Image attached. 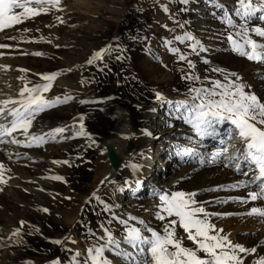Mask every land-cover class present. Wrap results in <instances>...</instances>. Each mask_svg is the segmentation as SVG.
I'll return each mask as SVG.
<instances>
[{
  "label": "bare ground",
  "instance_id": "6f19581e",
  "mask_svg": "<svg viewBox=\"0 0 264 264\" xmlns=\"http://www.w3.org/2000/svg\"><path fill=\"white\" fill-rule=\"evenodd\" d=\"M222 2L226 4L229 9H232L235 4V0H222ZM100 7L101 6L97 5L92 7V9L99 10ZM169 7L172 8V5ZM183 7V5L182 7L179 6V11L183 12V14H181L183 18L181 23H185V29L182 30L178 28L175 32L170 29L163 32L154 29L142 35L137 41L134 49L129 55V59H127V61L131 62L134 67V74L144 80L152 77L159 80H157V82L153 85H145V87H149V90L151 89V91L148 90L151 93L148 102L142 106L140 118L135 117L136 112L132 108L128 107V104L124 102H118L114 107L113 105L111 106L114 108L115 126L114 128H111L108 134H105L103 138V140L106 141H114L118 148L122 149L123 153L130 157L126 166H124L119 174L120 178L118 176L119 180L114 186L115 189L110 187L112 189L110 200H117L120 195L125 194V198L128 197V199L136 202L134 205L136 206L135 210L145 209L146 207L155 208L154 205L151 206V198L154 196L153 193L155 190L156 194L161 193V191L155 188L156 184H154V181L159 179L161 176L160 174L165 171V167L161 166L160 163L166 162V159L164 158H168L167 156L173 153H168L169 150L164 149V139H166V137L164 138V135L170 133H172V135H177L176 133H178L180 137L177 139L176 143L173 144L175 147H177V145L195 147L194 144H192V141L188 139L189 136H194L190 126L185 124L183 121L170 117L169 110L167 112L163 111V113L159 115V113L162 112V109L165 108L161 107L165 105L167 101H175V98H179L181 95L186 97L188 88L200 87L201 82H203V86H209L208 82L205 80V76L209 73V68L211 69L215 67L222 68L228 73H235L245 84L250 86L246 90L255 93L258 98H260L261 102H264V65L248 61L246 58L241 57L232 51L229 42L224 39V34L228 30L227 27L225 26L223 30L224 24L221 23L220 18L216 17L217 15L211 14V12L219 10L213 8L210 0H192V3L187 6L188 9H192V14H189L190 10L186 12L181 11ZM177 8L178 6L173 9L177 10ZM115 16L117 21L115 20L109 22L106 28L99 32V23L97 21V23L92 21V25L82 28L78 27L76 30L68 29L73 27L75 24L77 25L78 22H80L79 20H82V18L76 15H70L65 20V24H60L59 31L52 30L49 31V33L46 32L48 43L51 45L45 49L41 48L40 52L43 53L42 56H38V58H35L33 61L22 55V57L19 58L20 63L7 64L8 70L16 72L21 76H25L27 80L31 81V84L41 82L39 76L36 74H48L59 71L61 72V75L55 81L52 90L46 95L48 98L64 95H71L74 97V99L69 103L58 106L57 108L41 114V116L38 117L37 128L34 130H38V128H44L47 130L56 126L64 125H76L78 128V122L80 121L81 116H83L82 122L86 132H89L91 125L96 123L95 121L97 117H99L97 115L98 113L96 114V112L89 107V104L93 101H97L99 98V86L105 70L103 72L100 71V68H102L103 65H88L86 62L96 51L109 46L111 32L117 26L120 18L119 14H116ZM174 16L175 14H172V17ZM236 19L238 22L242 23V21H239V18ZM262 26H264V23H255V21L251 22V27ZM185 30L190 31L197 38V40L202 42V44L209 49V51L207 53H201L199 56L192 57V60L196 64L195 73L201 78V81H197L196 84H193L191 81H186L180 91H177L175 89V81L177 77L180 79L183 77L184 73L181 69L184 68L185 65L183 63H177V57L171 52L164 60L161 61L159 56V47L167 44V41L169 39H173L175 35L183 34V31ZM232 31H235V29ZM252 35L253 38L258 40L264 39L255 37L254 33ZM10 42L14 43L15 40L10 37L3 36L2 33H0L1 44H10ZM174 46L179 47L177 42L174 43ZM117 47L118 50L114 51L118 55L125 52L123 47H120L119 45H117ZM181 49L182 51H188V49L184 48L183 45H181ZM28 51L29 49L27 48L16 50L17 53H25V55L29 54ZM205 59H207L209 63H204L203 61ZM158 61H161L159 63L160 65L157 64ZM20 69H25L27 71L21 72L19 71ZM253 71L258 74L255 75ZM174 74H176L177 77L174 76L173 79L172 76ZM216 79L222 80L223 77L217 73ZM26 82L27 81H22L18 85L20 90ZM31 84L29 86H31ZM110 85L112 84L110 83ZM156 92L163 95L165 98L164 101L156 99ZM4 96H6V94ZM17 96L18 93L12 94L9 98H17ZM81 100H87L90 102L82 104L80 103ZM153 109L155 111H153ZM135 118H138V120L136 119V121ZM109 122V126L111 127V120ZM160 123H162L161 125L164 127L168 125H171V127L168 129L165 128L164 130L163 127L159 128ZM153 124L156 126H152ZM175 124H178L177 132H174L176 129L173 130L172 128ZM109 126L105 128V131H108L110 128ZM129 126L133 129V131H135V133L131 137L122 136L120 133L127 132L126 128ZM229 127V125L222 126L220 129L221 133L225 134L226 129ZM158 128L159 130L157 133H154V131ZM164 131L168 132L165 133ZM152 132L154 133L153 136ZM146 133H151V135H147ZM70 134L71 133H69V135ZM72 140L73 139L64 140L62 142H52L42 148L32 149H25L12 144H0V162H3L6 167L10 169L8 175L11 176L7 185H0V188L3 189L0 191V237H8L17 227L20 226V221L27 222L23 229V244L15 245L11 242L0 243V262H5V260H7L6 264H24L23 261L26 257L38 254L39 247L37 246L39 238L44 230V222L46 219L50 218L52 208L55 207L54 205H67L75 199V196L63 194L66 187L71 186V180L73 178V170L71 166L52 163L54 160L69 161L71 152L70 142ZM203 143L204 145L212 144L213 148L221 144L219 142V138L216 140L207 139ZM154 146L157 147V149L159 148L157 150V155L153 154L154 152L152 149ZM218 150H216V152ZM17 153L20 155H17ZM165 154L166 157L163 158L162 156ZM202 154V158L200 156L198 158H194L195 156L185 158L178 157L175 160H172V163L171 160H169L168 163L170 164L166 167V170L168 169V171H171V169L179 163H184V169L179 176L185 182L179 185L168 186L164 192H197L198 195L196 199L198 201L211 202L217 201V191H210V189H214L218 186L229 185L241 179H245L237 174L233 169L223 167L220 160L214 158L213 155L209 154L207 151H204V153L202 151ZM208 155L210 157L212 156L213 161L217 164V166L205 171L204 173L198 174L197 169H199L200 164L204 160L203 157ZM132 164L139 165L138 172L133 171L131 167ZM219 169L222 174L217 171ZM109 173V165L106 163V166L102 169L101 174L99 173V183L101 186H104L106 183L111 184V182L114 181L111 179V174ZM52 175H60L64 177V180L67 182L54 181L46 178ZM137 179L141 181L139 185L136 184ZM101 181H105L104 185ZM126 181L127 183H125ZM147 181L148 183H146ZM121 188L123 189L122 191L119 190ZM149 189H152L151 194ZM236 191L233 192L236 197L246 195L245 192L239 193ZM227 192L228 191L225 193ZM139 193H147L149 196L144 195L143 197H140L141 194L138 195ZM135 196H137V198ZM65 197H71V200L64 199ZM228 197H231V194H228ZM75 200H77V198ZM103 201L108 203L106 200ZM215 204L216 203H204V206L208 209V211L215 213H228V211L231 210L223 208L222 211H219L217 207H214ZM114 205L115 204H113V206ZM255 205L264 206V202H255ZM252 206L253 204H249L241 207L242 210L239 214L244 213ZM45 207L50 210L49 213H44L41 210ZM113 211L121 218L127 219L128 217H131L127 212V209L119 206H114ZM155 213L156 211L154 210L152 215H155ZM67 214L68 216L66 219L72 218V220H74L76 210L69 209L67 210ZM108 218L105 217V220L102 218L101 222L106 221ZM211 219L218 228H222L224 233L229 234L230 239H232L234 243H240L238 232L242 230L248 231L252 227L254 228L255 223L260 220V218L247 217L243 215L231 218H229V216H220L212 217ZM151 221V223L156 222V225L161 224V222L155 218H152ZM100 223H92L94 225L92 231L96 232L97 237L103 234L99 229ZM129 223L135 224L134 221H129ZM34 227L39 228V232L34 233ZM110 227L117 239H121L123 237V225L113 221ZM182 232L183 230L181 232L177 231V234L182 235ZM80 237L82 236L80 235ZM98 241L103 242L101 240ZM32 243L35 248L32 247ZM74 245L77 251L81 250L82 252H86V250L92 246L82 248L79 243ZM255 245H257V248L259 249V254L264 255V237H259L257 241H255ZM57 246L53 247V253H56V249L58 248ZM59 252L61 253V250H59ZM108 256L111 259L112 264H124V261L120 257L112 253H109ZM258 258V255L248 257L246 259V264H249L250 261H254Z\"/></svg>",
  "mask_w": 264,
  "mask_h": 264
},
{
  "label": "snow or ice",
  "instance_id": "6c2138e0",
  "mask_svg": "<svg viewBox=\"0 0 264 264\" xmlns=\"http://www.w3.org/2000/svg\"><path fill=\"white\" fill-rule=\"evenodd\" d=\"M184 7L181 11H188V5L192 0H179ZM213 8L219 10L214 15L219 16L221 23L226 25L227 31L224 39L229 42L232 51L248 61L264 65V26L251 27V22L264 21V0H235L232 9H229L222 0H210ZM62 0H0V33L15 28L27 21H34L42 15H50L55 12H63ZM169 11L167 7L164 9ZM236 18H239L238 22ZM59 24H65L63 16L57 15ZM51 25H49L50 27ZM176 27L185 29V23L176 21ZM235 29V31H232ZM175 32L176 28L170 29ZM14 39V38H13ZM178 42L188 51H182L174 46ZM170 52L177 57V63L185 65L181 71L183 79L196 84L201 78L196 75V64L190 58L199 56L209 51L202 42L190 31L175 35L167 41ZM7 44H0V48H8ZM114 49L107 46L98 50L87 60L88 65H94L98 61L103 62L105 55ZM42 56V52L33 53ZM117 60L123 59L117 56ZM209 63L207 59L203 61ZM107 67V65H104ZM104 67L100 71H104ZM166 67V66H165ZM25 72L27 70L20 69ZM212 72L219 73L223 79L208 80L209 86L189 87L185 99L167 101L169 104V116L183 121L190 126L194 136H189L190 141L200 148L205 147L207 139L216 140L224 146L219 152L213 153V157L219 159L223 167L233 169L241 179L235 183L218 186L210 191H236L247 190L245 196L228 197L224 200L201 202L196 199L197 192L177 191L173 193L162 192L157 194L159 204L156 210V219L164 222L162 232L148 226L143 219L135 216L127 219L114 213V206L101 200L94 192L93 198L101 205L100 211L109 216L99 225L102 235L97 239L101 244L94 243L86 250L82 257L79 251L65 248V251L73 252L70 264H112L108 254L112 253L120 257L124 264H246V259L257 256L258 259L249 264H264V255L259 254V249L253 245L247 247L240 243H234L229 234L212 222V217L231 216L233 213L210 212L204 203H239L242 206L253 204L244 213L247 217L264 218V206H256L255 202H264V102L258 96L247 91L250 86L245 84L235 73H228L222 68H212ZM39 83L31 84L25 76L20 80L27 81L18 93L17 98L0 100V144H12L25 149L42 148L52 142H62L68 139L88 136L84 130L83 116L80 117L78 128L76 125L56 126L45 130L37 128L38 117L41 114L58 106L69 103L74 99L71 95L55 96L48 98L55 81L61 72L48 74H36ZM31 84V86H29ZM156 99L164 101L161 93H155ZM90 101L81 100L80 103ZM153 111H155L153 109ZM224 125L230 127L222 134L220 129ZM69 133H71L69 135ZM151 135V133H146ZM22 137V138H21ZM94 143V142H93ZM17 155H20L17 153ZM176 155L181 158L200 156L195 147L177 145ZM54 164L72 166L68 160H54ZM133 171H139V165H131ZM10 169L0 162V185H7L11 176ZM54 181H62L64 177L52 175L46 177ZM102 184L105 181H101ZM114 183V182H111ZM127 183V181L125 182ZM141 181L136 180L139 185ZM3 189L0 188V191ZM122 191L123 189H119ZM55 198V197H54ZM64 199L71 200V197ZM49 213L48 208L41 209ZM113 221L124 226V235L117 239L110 225ZM134 221L135 224H130ZM27 222L20 221L17 227L8 237H0V243L11 242L15 245L24 243L23 229ZM139 225V226H137ZM177 226L183 230L184 235L177 234ZM34 233L39 228H33ZM90 236H97L96 232L88 230ZM147 233V234H146ZM185 239L192 243V247L185 246ZM56 245H63L65 241L57 239L52 241ZM75 244V240L69 241ZM127 246V247H125ZM203 254V255H201ZM52 264H62L57 258Z\"/></svg>",
  "mask_w": 264,
  "mask_h": 264
},
{
  "label": "rangeland",
  "instance_id": "374dc122",
  "mask_svg": "<svg viewBox=\"0 0 264 264\" xmlns=\"http://www.w3.org/2000/svg\"><path fill=\"white\" fill-rule=\"evenodd\" d=\"M97 5L101 6L100 9L93 10L92 7ZM170 5H172V8L169 7ZM62 6L65 9L63 12L54 11L50 15L39 16L34 21H27L24 24L18 25L12 29H8L2 33L3 36L10 37L12 39L14 38L13 40H15V42L14 43L10 42V44H7L9 45L8 48H0V100L7 99L12 94L19 93L20 88L18 85L22 82V80H20L21 75L16 72L8 70L7 64L20 63L19 58L22 57V55L30 58V60L33 61L35 60V58H38V56H35L33 53L38 51L40 52L41 48L45 49L46 47H49V45H51L50 43H48L46 32L49 33V31L52 30L53 31L60 30L59 28L60 24L56 20L57 15L63 16L65 20L70 15H74V16L76 15L82 18V20H79L80 22H78L77 25L75 24L73 27L68 28L71 30H76L78 27L82 28L88 25H92L93 22L97 21L99 23L98 31L100 32L101 30H104L106 28L109 22L115 21L116 20L115 15L119 14L120 18L118 20L117 26L111 32V39L109 40V46H111L114 50H118L117 45H119L120 47H123L125 49V52L119 54V56H122L123 59L117 60L116 57L118 56V54L115 51L114 52L112 51L111 52L112 54L108 53L105 55L103 62L98 61L96 63L99 65H103L102 67L108 64L107 67H104L105 70L103 72L104 76H102L103 81L101 80L99 86V98L97 101H93L89 104V107L92 110H94L96 114L98 113L97 115L99 117H97L95 121L96 123H93V125H91L89 132H87L88 136L74 138L70 142L71 152L69 156V162L72 165L71 168L73 170V176H72L73 178L71 180L72 182L70 181L71 186L66 187V189L63 191V194L69 196H75V199L77 198V200L73 199V201L70 204L63 206L54 205L55 207L52 208V213L50 218L46 219L44 222L45 225L44 230L39 238V243L37 246L39 247L38 254L32 256L29 255L28 257H26L25 260L23 261L24 264H29V263L52 264V262L57 258L61 260L62 264H70V257L73 255V252L65 251V247L71 248L73 250L75 248V245L69 242L70 240H75L76 241L75 244L78 243L81 244L82 248L91 246L94 243L96 244L103 243L98 241L97 236L92 237L89 235L88 232L89 229L93 230V226H94L93 224H99L102 221V218L105 220V217L106 218L109 217L108 215L100 211L101 205L93 198L92 195L94 192L96 193V195L100 197L101 200H106L111 205L115 204L114 206H119L121 208L127 209V212L130 214V216H135L139 219H143L148 226L156 229L157 231L162 232V225L164 223L161 221H160L161 224L158 225L155 224L156 222L151 223L152 218L156 219V213L155 215H152V213L154 210L155 211L157 210V205L159 204L158 195L155 192L156 190L153 193L154 196L153 197L151 196L152 197L151 206L154 205L155 208L146 207L145 209L135 210L136 206L134 205L136 202L132 201L131 199H128V197L125 198L124 197L125 194L120 195L117 198V200H110L112 189H115L114 186L118 182L120 176L116 181H113L114 183L111 184L106 183L105 185L103 184L104 186H101V184L99 183L101 171L106 166V157L104 150L102 149L101 142L105 134H108L109 130L111 128H114L115 126L113 107L116 106L118 102H124L128 104V107L132 108L136 112L135 117L140 118L141 116L140 111L142 110V106L146 102H148L151 93L149 92L151 91V89L149 90L148 89L149 87H145V85L146 86L153 85L159 79L152 77L144 80L136 76L134 74V67L132 63L128 62L127 59H129V55L134 49V46L136 45L140 37L146 34L147 32H150V30L155 29L163 32L167 29L176 28L177 31L178 27H176V21L178 20L181 22L183 20L181 16L183 12L179 11L180 10L179 6L182 7V5L179 3V0H62ZM175 6L176 7L178 6L177 10L173 9L176 8ZM165 7H167L169 11H165L164 10ZM189 10H190L189 14H192V9ZM213 13L214 11L211 12V14ZM172 14H175V16L172 17ZM260 22L264 23L263 21ZM255 23L257 22L255 21ZM49 25L51 26L49 27ZM225 26L226 25H223V30ZM178 45L181 48V45L179 43ZM16 48L17 49L27 48L29 49L28 51L29 54L25 55V53H21V54L17 53ZM159 53H160L159 56L161 61L164 60L169 55L170 50L167 44L159 47ZM194 56L195 55H192L190 58L192 59V57ZM161 61H158L157 64H159ZM211 69L210 68L208 69L209 73L205 76V78L213 79L215 77L214 79H216L217 73L214 72L212 73ZM253 73L255 75L258 74L255 71H253ZM174 76L177 77L176 74H174L172 78ZM205 80L208 82L207 79ZM110 83L112 85H110ZM185 83L186 80L177 77L175 81V86H176L175 89L177 91H180V89L184 86ZM3 93H5L6 96H4L5 94ZM185 98H186L185 96L183 97L181 95L179 96V98H175V101ZM112 105L113 107H111ZM161 108L164 109H162V112H160L159 115H161L163 111L167 112L169 110V104L166 102L165 105H163ZM136 119L138 120V118H135V120ZM110 120H111V127L109 126ZM161 124L162 123L159 124V128L163 127L164 130L165 128L168 129L171 127V125L164 127ZM107 126H109L110 128L108 129V131H105V128ZM152 126L155 127L156 125L153 124ZM159 128L156 129L154 133H157ZM172 128L173 130L176 129V131L174 132H177L178 124H175ZM164 132L167 133L168 131H164ZM154 133L152 132V136L154 135ZM176 134L177 135L174 134L172 135V133H170L164 135V138L166 137V139H164L165 145H163L165 146V148L164 147L162 148H164L165 150L166 149L169 150L168 153L169 152L170 153L173 152V153L169 154V156H167L168 158H164L166 157V154L162 156L164 159H166V162H162L160 164L161 166L165 167L164 169L165 171L164 173L160 174L161 176L159 177V179L154 181V184H156L155 188L161 191V193L164 192V190L168 186L179 185L185 182L179 176V174L182 173L184 169V163H179L177 166L172 168L171 171H168V169L166 170V167L170 164L168 163L169 160H171L172 163V160L178 158L175 151L177 150V147L173 145L180 137L178 133ZM192 144H194L196 149L198 148L197 149L198 152L200 151V153H202L203 151L204 153V151H207L211 155L215 153L216 150H218V148L219 150L217 152H219L224 147L222 144H220L219 146H215L213 148L212 144H207L205 145V147L200 148L195 143V140L192 141ZM158 149L155 146L153 147L152 150L154 152L153 153L154 155H157ZM198 157L199 156H195L194 158H198ZM203 158L204 160L200 164L199 169H197L198 174L204 173L205 171H208L209 169L215 168L217 166V164L213 161L212 156L210 157L208 155V156H204ZM217 171H219L220 174H222L220 169ZM146 183H148V181ZM100 186L103 188H101ZM149 190L151 194L152 189ZM225 192L226 191H217V196H216L217 201L227 199L228 194H231V197H236L234 195L235 193H233L234 191H228L227 193ZM236 192L246 193L247 190L240 189L237 190ZM140 194L141 193H139L138 195ZM144 195L149 196V194L147 193H142L140 197H143ZM135 197L137 198V196ZM214 207H217L219 211L220 210L222 211L223 208L231 209L228 211V213H233V215L229 216V218H231V217L240 216L239 213L241 212L242 210L241 207L243 206L239 203L230 202L223 204L216 203ZM69 209L76 210L74 220H72V218L66 219V217L68 216L67 210ZM97 216L99 218L101 216V218L99 219ZM177 231L181 232L182 230L177 226ZM238 234L240 237V244H243L247 247H251L255 245V241H257L259 237L261 238L264 237V218H260V220L255 223L254 228L252 227L248 231L242 230L238 232ZM80 235L83 238L80 237ZM57 239L65 241V244H63L64 246L63 245L57 246L55 245V243L52 242ZM54 246H57L59 250H61V253L59 252L58 248L56 249V253H53L52 249ZM185 246L192 247L193 245L191 244V242H188L185 239ZM255 246L257 247V245ZM32 247L35 248L33 243H32ZM74 251H77L76 248ZM78 251L82 254L81 258H83L86 252H82L81 250ZM45 255L46 256L49 255L48 256L49 258L46 257ZM6 262L7 260H5V262H0V264H6Z\"/></svg>",
  "mask_w": 264,
  "mask_h": 264
},
{
  "label": "water",
  "instance_id": "95a60500",
  "mask_svg": "<svg viewBox=\"0 0 264 264\" xmlns=\"http://www.w3.org/2000/svg\"><path fill=\"white\" fill-rule=\"evenodd\" d=\"M125 133H120L124 137H131L135 131L129 126ZM102 149L104 150L106 163L109 165L111 179L116 181L124 166H126L129 156L123 153L112 140H102Z\"/></svg>",
  "mask_w": 264,
  "mask_h": 264
}]
</instances>
